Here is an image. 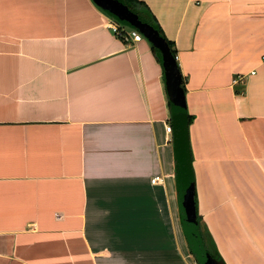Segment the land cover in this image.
I'll return each mask as SVG.
<instances>
[{"label": "crops", "instance_id": "obj_1", "mask_svg": "<svg viewBox=\"0 0 264 264\" xmlns=\"http://www.w3.org/2000/svg\"><path fill=\"white\" fill-rule=\"evenodd\" d=\"M139 1L174 43L198 214L229 264L234 212L264 207V0ZM170 105L151 44L93 0H0V264H197Z\"/></svg>", "mask_w": 264, "mask_h": 264}, {"label": "water", "instance_id": "obj_2", "mask_svg": "<svg viewBox=\"0 0 264 264\" xmlns=\"http://www.w3.org/2000/svg\"><path fill=\"white\" fill-rule=\"evenodd\" d=\"M108 17L122 26L137 30L144 39L161 54L165 83L174 118L181 119V131L175 140L177 163L178 206L182 229L188 247L198 264H226L223 258H215L206 247L198 219L196 184L191 149L187 137V101L183 77L168 42L150 24L143 22L118 0H93Z\"/></svg>", "mask_w": 264, "mask_h": 264}, {"label": "rangeland", "instance_id": "obj_3", "mask_svg": "<svg viewBox=\"0 0 264 264\" xmlns=\"http://www.w3.org/2000/svg\"><path fill=\"white\" fill-rule=\"evenodd\" d=\"M232 219L227 231L232 237L222 239L229 264H264V207L243 208L242 214L234 212ZM202 221V231L208 237L210 232Z\"/></svg>", "mask_w": 264, "mask_h": 264}, {"label": "trees", "instance_id": "obj_4", "mask_svg": "<svg viewBox=\"0 0 264 264\" xmlns=\"http://www.w3.org/2000/svg\"><path fill=\"white\" fill-rule=\"evenodd\" d=\"M118 1L123 3L132 13L137 15L140 20H142L143 22L148 23L151 26H153L160 33L161 37H163L168 42L169 46L171 47L173 54L176 56V51L174 49V43L169 41L165 37V35L163 34L162 29L159 26L156 18L152 15L150 9L147 7L146 4H144L143 2H141L139 0H118ZM152 50H153V53L155 54V56L157 57V59L159 60V62L162 64L161 54L159 53V51L157 49H155L154 47H152ZM191 123H192V118L187 114V128L190 126ZM176 177H177V175H176ZM198 219H199V223L201 225L202 220H201V217L199 216V214H198ZM201 231H202V228H201ZM202 234H203V237L205 240L206 247L209 250V252L213 255V257L219 258V259L222 258V256L218 252V249L216 247L215 241L213 240L212 236L209 234L208 237H205L203 231H202ZM191 255H192V252H191Z\"/></svg>", "mask_w": 264, "mask_h": 264}, {"label": "built area", "instance_id": "obj_5", "mask_svg": "<svg viewBox=\"0 0 264 264\" xmlns=\"http://www.w3.org/2000/svg\"><path fill=\"white\" fill-rule=\"evenodd\" d=\"M109 28L117 37L121 38L127 44H130L131 42L138 43L145 40L144 37L137 30L122 26L110 17ZM166 130L168 134H171L173 132V128L171 125H167ZM161 181L162 179L160 177H156L152 180V183L155 184Z\"/></svg>", "mask_w": 264, "mask_h": 264}]
</instances>
